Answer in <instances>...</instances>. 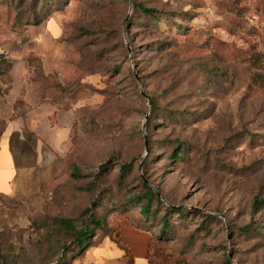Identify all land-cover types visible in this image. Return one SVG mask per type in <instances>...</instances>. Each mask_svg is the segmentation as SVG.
Listing matches in <instances>:
<instances>
[{"label":"rangeland","instance_id":"obj_1","mask_svg":"<svg viewBox=\"0 0 264 264\" xmlns=\"http://www.w3.org/2000/svg\"><path fill=\"white\" fill-rule=\"evenodd\" d=\"M0 68L17 168L0 170V264L55 263L58 218L138 213L144 181L168 257L264 264V0H0Z\"/></svg>","mask_w":264,"mask_h":264},{"label":"trees","instance_id":"obj_2","mask_svg":"<svg viewBox=\"0 0 264 264\" xmlns=\"http://www.w3.org/2000/svg\"><path fill=\"white\" fill-rule=\"evenodd\" d=\"M138 6L147 16L159 19L160 15L158 13V9L154 7H146L142 4H139ZM0 72H2V70H0ZM9 148L13 156L14 166L17 174L12 144L10 141ZM185 150L186 148L183 147L179 152V155ZM130 169V163L122 164L120 174L122 179L126 178V175ZM73 176L80 177V174L77 172V168L75 169ZM143 186L144 189L142 191V196L144 198V203L142 204L138 213L135 212L134 205L130 203L131 201H133L131 200L130 202L124 204L126 207H117L118 209L114 211L107 210L104 211L101 215L91 213L89 216V221H87V223L81 228H76L72 219L58 218L57 222L59 223V225L64 228L65 231H68L71 235V239L65 244V247L62 251V256H64L65 250H69L70 248L77 246L79 248V251L82 250L80 254L81 258L88 248L98 246L102 243L105 238H113L114 236L118 237V244L126 249L127 254H130L127 245L124 243L123 238L120 236L121 222L124 219H129L136 227L153 232L152 241L150 243L151 251L148 255L149 264H179L175 261V259L173 260L172 256L168 257L166 255L165 238L168 236V231L170 228L169 221L167 220V215H164L162 218V222L158 223L157 225H151L146 223L151 217V204L153 203V200L157 199L160 201V196L158 195L157 190L153 188L147 181L143 182ZM0 194L4 193L0 191ZM263 203L264 200L260 201L256 199L254 205L255 207H258ZM128 205L132 206L128 207ZM88 210L89 209H86V215L88 214ZM183 212L184 209L180 208L177 213L180 214ZM157 226H159V230ZM62 256L58 261L53 264H72L71 261L69 262L67 260L62 259ZM228 263H230L229 260ZM129 264H132L131 260L129 261Z\"/></svg>","mask_w":264,"mask_h":264},{"label":"crops","instance_id":"obj_3","mask_svg":"<svg viewBox=\"0 0 264 264\" xmlns=\"http://www.w3.org/2000/svg\"><path fill=\"white\" fill-rule=\"evenodd\" d=\"M2 158V159H1ZM0 170L16 174L14 160L9 148V142L2 144L0 150ZM15 172V173H14ZM120 236L129 249L118 244V237L105 238L98 246L88 248L84 255L73 264H149L150 243L153 232L136 227L129 219H124L120 226Z\"/></svg>","mask_w":264,"mask_h":264},{"label":"water","instance_id":"obj_4","mask_svg":"<svg viewBox=\"0 0 264 264\" xmlns=\"http://www.w3.org/2000/svg\"><path fill=\"white\" fill-rule=\"evenodd\" d=\"M157 193H158L159 196H161L160 192L157 191Z\"/></svg>","mask_w":264,"mask_h":264}]
</instances>
